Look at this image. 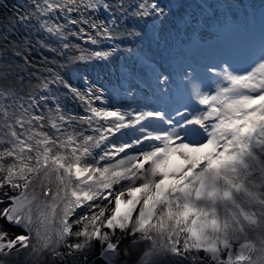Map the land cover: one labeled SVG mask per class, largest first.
Listing matches in <instances>:
<instances>
[{
	"label": "snow or ice",
	"instance_id": "1",
	"mask_svg": "<svg viewBox=\"0 0 264 264\" xmlns=\"http://www.w3.org/2000/svg\"><path fill=\"white\" fill-rule=\"evenodd\" d=\"M209 7L24 0L0 19V264H264V43L186 69L179 101L152 48ZM118 57L114 87L151 73L165 107L110 105L86 70Z\"/></svg>",
	"mask_w": 264,
	"mask_h": 264
},
{
	"label": "bare ground",
	"instance_id": "2",
	"mask_svg": "<svg viewBox=\"0 0 264 264\" xmlns=\"http://www.w3.org/2000/svg\"><path fill=\"white\" fill-rule=\"evenodd\" d=\"M165 2L169 4L171 3L175 4L176 0H165ZM188 2L204 3L205 0H188ZM206 4L210 5L211 7L206 8L204 16L200 15L199 10L197 11L198 19L201 20L207 19V23L201 24L204 25L205 27H208L212 21L225 19L227 15H229L231 19L238 18L240 20H245V16H249L250 14L254 15L256 11L260 8L264 9V0H206ZM230 6H234L235 8L231 10L228 8ZM213 7H217V9L215 10ZM150 29H151V25H149V31ZM196 29L198 28L196 27ZM191 32L192 31H189L187 33L183 31L180 32L173 31L171 33L169 44L167 47L176 46L179 40L186 38L188 35L191 34ZM210 36L211 35L208 34V37ZM199 38L203 39V36H199ZM143 45H144V49L147 50L149 46V41L145 40L143 42ZM152 48L153 51L157 53L155 58H159L161 56L160 55L161 49H156L155 45H152ZM258 53L259 51L256 53V55ZM179 55H180L179 50H176L175 52L170 54V56L173 57L174 59L177 58ZM127 62L129 61H127L124 57H118L114 60L111 66L107 64H94L90 66L86 71L91 79H93L98 85H101L108 90L107 94H110L109 102L112 106L121 108L122 110L144 109L146 105L152 108L165 107L166 103H168V98L160 92V88L157 85L155 79L151 76V73L148 74V79L151 84V87H147L146 85L141 84L138 91L136 89H133L135 93L134 95H127L119 88L114 87L115 85H118L120 81H119V73L113 72L112 69L113 68L118 69L123 63H127ZM223 63L219 62L216 65L219 68L223 66ZM196 65L198 69L207 68V66L203 65L202 63H196ZM198 69H195V72ZM160 70L164 71L162 69ZM75 83H79V82L76 81ZM172 86H175V84L173 83L171 85V88ZM125 87H127V85H125ZM63 102L64 104L71 103L67 99H65ZM16 231L19 230L16 229Z\"/></svg>",
	"mask_w": 264,
	"mask_h": 264
},
{
	"label": "rangeland",
	"instance_id": "3",
	"mask_svg": "<svg viewBox=\"0 0 264 264\" xmlns=\"http://www.w3.org/2000/svg\"><path fill=\"white\" fill-rule=\"evenodd\" d=\"M24 0H0V19L4 17H11L14 14V9L18 5V3H23ZM216 9V7H215ZM100 15V14H99ZM21 34H23V29L20 30ZM76 82V81H74ZM67 108L76 111L79 113L81 110L80 108L76 107L73 103L65 104ZM111 105V104H110ZM112 106V105H111ZM16 231V229H13ZM135 257H133L134 259ZM23 259V258H21Z\"/></svg>",
	"mask_w": 264,
	"mask_h": 264
}]
</instances>
